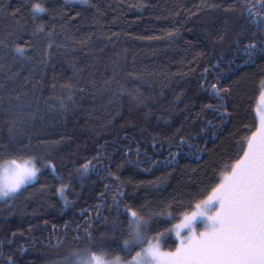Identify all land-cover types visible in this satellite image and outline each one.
I'll return each mask as SVG.
<instances>
[{"label":"trees","instance_id":"16d2710c","mask_svg":"<svg viewBox=\"0 0 264 264\" xmlns=\"http://www.w3.org/2000/svg\"><path fill=\"white\" fill-rule=\"evenodd\" d=\"M33 3L48 11L33 18ZM0 5L8 9L0 13V39L16 29L17 20L26 29L19 43L43 26L44 31L33 38L42 53L49 29L54 32L53 56L35 73L44 81L35 92L31 83L8 78L19 64L0 48V143L9 142L4 109L28 104L35 110L33 97H37L44 115L43 121L38 118L29 126L33 148L24 150L37 157L36 179L10 201L0 199V241H4L0 264H7L9 255L15 264H59L72 249L87 244L85 229L96 242L93 251L99 254L102 248L107 253L104 259L119 256L126 262L139 249L129 253L124 247L125 204L151 217L149 235L159 232L161 247L172 250L177 241L165 230L175 222L167 212L175 215L180 210L174 201H186L204 185L218 182L213 180L217 171L235 157L241 138L257 127L254 108L264 79V58L258 55L245 63L247 57L233 45L243 23L240 0H0ZM61 5L67 15H81L66 23L67 16L61 20L58 15ZM13 9H19L18 16L11 15ZM225 21L228 31L221 42L217 36L225 31ZM81 40L87 43L80 44ZM73 64L80 69L75 75ZM26 73L27 68L22 74ZM77 77L86 91L73 89L72 100L64 101L68 106L64 112L57 99L66 96L60 85L76 84ZM213 83L231 89L227 95L221 92L231 114L225 120L205 107L218 103L211 95ZM178 128L173 145L180 135L186 141L179 152L164 139ZM37 130L42 140L64 139L42 146L36 143ZM170 152H178L175 161ZM3 159L7 156L0 148ZM87 162L91 166L82 174L81 166ZM61 185L66 187L58 192ZM118 185L124 193L119 209L112 199ZM13 232L17 234L9 245L6 240Z\"/></svg>","mask_w":264,"mask_h":264},{"label":"snow or ice","instance_id":"6c2138e0","mask_svg":"<svg viewBox=\"0 0 264 264\" xmlns=\"http://www.w3.org/2000/svg\"><path fill=\"white\" fill-rule=\"evenodd\" d=\"M68 2L69 0H65V3ZM80 2L88 3V0H80ZM208 7L217 9L220 5L210 4ZM240 7L242 8L240 15L243 23L239 26L233 45L237 52H242L247 57L245 63L254 62V58L258 55L264 58V0H255V3L252 0H240ZM31 8L33 18L48 11L40 3H33ZM60 8L61 12L58 15L61 20L67 16L66 23L81 15L80 12H74L69 16L63 5ZM228 10V6H225V11ZM232 10L235 11L234 5ZM7 11L5 6L0 5V13ZM18 13L19 9H13L11 15L15 17L18 16ZM63 28L64 24L61 25V29ZM43 31V26H37L34 31L28 33V40L19 43L18 41L23 39L26 29L17 20L16 29L0 39V48L8 50L11 53L12 61L19 64L17 70L12 72L8 78L19 77L22 80V85L31 83L34 92L38 85L42 86L44 83L43 76L36 79L35 73L39 70L40 65L47 66L53 56L54 41L52 37L54 32L51 29L47 33L48 43L42 53L33 43V38ZM227 31V22L225 21V31L220 32L217 39L222 42ZM246 33L247 35H245ZM68 39H72V37L69 36ZM242 40L247 42L242 43ZM79 43L86 44L87 40H81ZM56 46L62 47L63 45ZM8 52L4 54L7 55ZM33 52L35 56L30 54ZM2 67L3 65L0 64V68ZM8 67L11 69V64ZM72 67L75 70L74 75L80 71L75 64ZM25 68H27V73L22 74ZM85 83L92 82L86 81ZM205 83V81L201 82L202 88L205 87ZM51 87L55 89L56 84L53 83ZM60 87L66 92V96L57 97L60 100L59 108L64 112L68 111V106L64 101L72 100L73 89L78 90L81 94L86 91V87L80 83L79 77H77L76 84L65 82ZM209 87L211 95L218 103L208 104L205 107L216 110L222 120L227 119L231 114L227 110L221 92L227 95L230 94L231 89L220 88L217 83L210 84ZM260 88V97L264 101V80H261ZM16 95L19 98L20 93ZM176 98L179 99V96ZM33 99L37 100L35 110H32L28 104H18L4 109L8 115L5 124L9 142L0 143V148L7 156V159L0 161V199L10 201L15 198L24 186L33 181L40 170L36 167L37 157L27 155L24 151L33 148L34 137L33 133L29 131V126L35 124L38 118L41 121L44 120V115L39 109L38 98L33 97ZM257 118L259 125L256 130L241 138L235 157L230 158V162H225L213 177V180L218 182L204 185L186 201H174L179 204L180 210L175 215L171 211L167 212L168 217L176 222L170 224L169 228L165 230L175 233L177 242L172 250L161 249L159 243L161 234L159 232L149 235L151 217L146 218L129 205H124V210L127 213V238L123 242L124 247L129 253L133 248L139 250L131 255V258L126 262H122L121 258L116 256L115 264H264V107L258 109ZM179 132L178 128L176 133L164 137L169 146H175L178 152L186 142L185 137L180 135L179 143L173 145V140L176 139ZM40 135L41 131L37 130L36 143L42 146L58 144L64 139L61 137L60 140L45 141L40 139ZM20 140L27 142L19 144ZM155 143L156 141L153 139V144ZM15 144H19V147L12 146ZM188 147L191 149L192 145L189 144ZM197 151L202 150L197 149ZM178 152L169 153L173 161H175ZM137 153L139 154L138 150ZM171 162L166 161V163ZM151 163L154 165L157 161L153 160ZM47 164L53 168V171L55 170V165L51 160L47 161ZM90 166V162L82 165V174L86 173ZM109 175L115 176V173L109 171ZM115 178L120 179L119 176ZM64 187L66 185H61L57 191L61 192ZM105 187L107 188L108 185ZM123 195L124 193L120 191L118 185L117 191L112 197L117 209H119ZM168 207L170 208L171 205ZM97 211L99 213V209ZM31 227L30 225L29 230ZM77 227L79 228V225ZM89 227H91L90 223ZM85 232L87 244L82 248L72 249L69 256L64 257L59 264H113L112 261L103 259L107 253L102 248L99 254L97 251H93V245L96 242L90 231L85 229ZM16 234L13 232L12 236L7 238L6 242L9 245L14 243ZM76 239H80V237H76ZM3 243L4 241H0V245ZM20 251H24L23 246L20 247ZM0 255H3L2 251H0ZM7 264H15L11 255L7 257Z\"/></svg>","mask_w":264,"mask_h":264},{"label":"rangeland","instance_id":"374dc122","mask_svg":"<svg viewBox=\"0 0 264 264\" xmlns=\"http://www.w3.org/2000/svg\"><path fill=\"white\" fill-rule=\"evenodd\" d=\"M69 2H72V3H79L80 0H69ZM263 80H264V79H263ZM260 91H261V88H260ZM260 91H259V93H258L257 100H256V104H255V108H254L256 118H257V112H258V109H260L261 107H264V101L261 100V97H260ZM257 122H258V124H257V126H258V125H259V120H258V118H257ZM255 130H256V129H255ZM255 130H254V131H255ZM36 177H37V175L33 178V181L36 179ZM33 181H32V182H33ZM1 200H3V199H1ZM175 222H176V221H175ZM175 222H174V223H175ZM199 227H202V225H199ZM171 233H172V232H171ZM172 235H173L174 239L176 240L175 233H172ZM159 243H160V247H161V244H162L161 237H160V241H159ZM161 249L164 250L162 247H161ZM166 251H170V250H166ZM103 259H104V258H103ZM104 260H106V261H112L113 264H115L114 259H104Z\"/></svg>","mask_w":264,"mask_h":264},{"label":"flooded vegetation","instance_id":"af4514ba","mask_svg":"<svg viewBox=\"0 0 264 264\" xmlns=\"http://www.w3.org/2000/svg\"><path fill=\"white\" fill-rule=\"evenodd\" d=\"M255 117H256V115H255ZM256 120H257V118H256ZM257 124H258V122H257Z\"/></svg>","mask_w":264,"mask_h":264}]
</instances>
